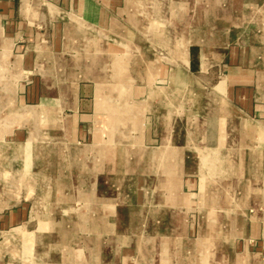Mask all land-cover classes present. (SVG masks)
Listing matches in <instances>:
<instances>
[{
	"label": "rangeland",
	"instance_id": "374dc122",
	"mask_svg": "<svg viewBox=\"0 0 264 264\" xmlns=\"http://www.w3.org/2000/svg\"><path fill=\"white\" fill-rule=\"evenodd\" d=\"M85 7L80 6L84 10ZM103 7L111 10L113 21L121 31L116 36L112 30L100 33L102 39L99 40L106 39L109 46H118V51L124 50L123 45L144 47L158 60V68L164 65L160 69L169 76L174 71L180 72L182 67L179 58L176 62L171 58L166 70L167 55L163 51L166 35L169 39L172 37L178 56L186 64L189 47L205 44L185 40L188 35L194 39L202 36L204 38L200 39L226 50L238 48L239 71H246L251 78V84L244 88L251 90V100L256 93V100L264 103V51L256 50L259 47L254 44L260 37L259 45H264V0H143L134 6L100 5L101 9ZM59 8L44 4L40 12L51 23L75 22L78 18L79 30L87 35V19L77 17L76 12L68 15L69 11ZM37 55L32 51L16 70L10 63L2 64L0 51V91L5 88V81L16 78L18 90L24 87L27 94L28 89L36 90L35 82L40 77L53 75L50 64L40 61ZM245 63L251 69L244 67ZM207 67L205 65V70ZM228 67L229 63L222 65L220 72H214L209 79L227 82L231 73ZM151 70L159 71L157 68ZM82 72L86 70L79 69L80 75ZM152 80L151 84L134 82L131 93H141L144 97L157 90L167 92L170 87L168 80L161 76L153 75ZM80 88L83 93L88 89L87 94L91 96L94 85L83 83ZM172 90L171 87L169 91ZM178 91L187 93L189 89L176 85L175 92ZM192 91L203 95L199 116L215 120L218 107L220 111L219 100L213 98L209 88L204 90L195 84ZM183 102L185 100L180 99L178 104ZM15 104V110L24 109L25 113L22 122H18L20 117H14L15 131L8 136L3 134L1 140L5 156H0V264H264V229H253L248 223L251 220L255 225L264 224L263 159L257 161L255 155L254 165L249 168L245 162L232 163L233 158H242L233 155L225 158L228 163L220 165V170L218 166L203 164L205 173L201 175V188L196 191L202 197H195L193 203L188 196L183 198L187 185L186 179L185 182L181 180L178 190L181 197L178 198L183 200L178 204V212L174 213L180 218L176 224L171 219L175 216L166 213V201L170 196L158 199L156 191L152 190L155 183L165 182L161 180L165 164L143 167V175L140 180L133 181L131 187L117 179L121 177L117 172L118 158L105 167L95 164L94 173L89 166L88 173H81L79 167V171L74 169L64 174L54 165V154L49 151L59 143L70 145L69 137L58 136L60 140H56L49 134L44 143L46 165L41 166L38 160L43 158H38V151L35 153L28 139V130L21 127L24 120L31 118L27 117L28 109L38 102L25 99L23 106ZM166 112L165 104L156 98L142 117V132L151 131V148L159 145L157 132L161 130V118ZM0 113L2 120L4 116ZM99 119L101 117L96 121ZM259 132L260 128L256 133ZM132 135L139 140L142 134ZM95 140L101 143L102 134H96ZM227 141V136L223 135L222 148ZM99 157L101 159V155ZM98 159L96 157L95 161ZM156 176L157 180H152ZM18 209L23 210L24 219L14 224L6 223V213ZM187 221L193 227L186 228ZM178 224L180 227L175 226Z\"/></svg>",
	"mask_w": 264,
	"mask_h": 264
},
{
	"label": "crops",
	"instance_id": "0c3cea01",
	"mask_svg": "<svg viewBox=\"0 0 264 264\" xmlns=\"http://www.w3.org/2000/svg\"><path fill=\"white\" fill-rule=\"evenodd\" d=\"M141 3L138 0H0L2 64L10 63L18 70L20 62L35 51L38 54L37 58L40 61H47L54 70L53 75L46 74L40 77L35 82L36 90L28 89L27 94L24 87L18 90V79L5 81V88H1L0 91V112L4 116L0 120V156H5L3 152L5 146L1 141L3 134L6 133L8 136L15 131L14 117L21 118L18 122H22L24 118V109L15 110V103L23 106L25 99L36 100L38 104L28 109L27 117L31 118L24 120L21 127L28 130V139L33 143L35 153L38 151V158H43L42 161L38 160L40 165H46L44 157L47 150L44 143L49 134L54 135L56 140H60L58 136L69 137L70 145L59 143L49 151L54 154V165L64 174L74 169L79 171V167L81 173H88L89 166L91 173H94L95 164H102L105 167L110 165L114 158H118L120 167L117 172L121 177L118 176L117 179L131 187L133 181L140 180L145 171L143 167L148 165L158 167L165 164L166 169L161 173L164 179L161 180H165L166 183L164 181L155 183L152 190L156 191L155 197L158 199H162L164 195L167 198L170 196L166 201L168 207L166 213L175 216L174 213L178 212L176 209H179L178 204L183 200L178 198L181 197L178 192L181 180L186 179L187 185V189L183 188L186 192L182 195L183 198L188 196L193 203V200L200 196L196 191L201 188L203 164L215 166L214 168L218 166L217 169L220 170V165L228 163L226 159L230 155L241 156V159L233 158L232 163L245 162L247 168L254 165L255 155L257 161L262 159L264 161V103L256 100V93L251 100V90L244 88L246 84H251V78L246 71L240 73L238 67L240 64L236 56L238 48L229 47L226 50L223 46L200 39L202 36L194 39L188 35L185 40L193 39L205 44H192L189 47L186 64L178 56L177 45L173 44L172 37L169 39L167 38L169 35H166L163 45V51L167 55L165 68L167 70L171 58L175 62L176 58H179L182 67L180 72L184 74L181 75L180 72L176 74L174 71L169 76V73H164V70L160 69L164 65L158 68V60L153 59L150 51L144 47L123 45L124 50L118 51V46H109L105 42L106 39L102 42L99 40L102 39L103 32L108 33L112 30L111 33L116 36L121 31L113 21L111 10L104 7L101 9L100 5L134 6ZM44 4L56 9L61 7L70 12L68 15L76 12L77 17L87 19L90 24L87 25V35L79 30L78 18L75 22L47 21L48 18L46 19L40 12ZM83 5L87 6L85 10L80 8ZM81 10L84 12L81 13ZM259 40L260 37L254 40L256 47H259L255 49L263 52L264 45H259ZM228 63L231 70L229 82L209 79L210 75L214 72L216 74V71L220 72L221 66ZM245 64L247 66L244 67L251 69L247 63ZM205 65L208 66L206 70ZM156 68L159 69L156 73L151 70ZM79 69L86 72L80 75ZM153 75L168 80L167 84L170 87L167 88V92L157 90L144 97L141 93L135 95L131 93L134 82L151 84ZM83 83L94 85L91 96L87 94L88 89L87 93L81 91L80 85ZM195 84L204 90L209 88L213 98L219 100L220 111L218 107L215 120L199 116L203 95L202 92L192 91ZM176 85L187 87L189 92L178 91L176 94ZM171 87L173 90L169 91ZM156 98L165 104L167 112L162 116L161 130L157 132L159 145L151 148V131L142 132V117L150 110V103ZM180 99L185 100V103L179 105ZM224 102L227 105H224ZM178 109L180 110L177 111ZM258 128L259 134L256 133ZM98 133L102 134L101 143L95 140ZM134 133L142 134L138 135L140 141L137 140V136L132 135ZM223 135L227 136L228 141L222 148ZM153 138L155 139V135ZM33 141L38 144H34ZM99 155L101 159L100 157L98 159ZM211 158L214 160H208ZM102 169L104 170L103 167ZM155 174L158 175L159 172L155 170ZM152 180H157V176ZM201 197L202 194L198 198ZM22 211V209L9 211L2 219L11 224L20 222L24 219ZM171 219L176 224L180 222L179 216ZM248 223L253 229L255 227L264 229L262 222L255 225V221L249 220ZM175 226L180 227L179 224ZM186 226L193 227L188 221ZM262 240L264 241V238Z\"/></svg>",
	"mask_w": 264,
	"mask_h": 264
},
{
	"label": "bare ground",
	"instance_id": "6f19581e",
	"mask_svg": "<svg viewBox=\"0 0 264 264\" xmlns=\"http://www.w3.org/2000/svg\"><path fill=\"white\" fill-rule=\"evenodd\" d=\"M156 2V1H155ZM154 12H155V10H154ZM152 24V23H151ZM148 28H151L150 26L148 27ZM184 41V40H183ZM193 43V42H192ZM197 43V42H196ZM262 43V42H261ZM182 44V43H181ZM199 44V43H198ZM187 46V45H186ZM183 47V46H182ZM182 47H180V48H182ZM184 48V47H183ZM187 50V49H186ZM128 59V58H127ZM208 64V63H207ZM118 66V65H117ZM120 66V65H119ZM128 66V65H127ZM206 67H207V65H206ZM124 68V67H123ZM126 68V67H125ZM120 71H121V69H120ZM176 93V92H175ZM177 94V93H176ZM179 94V93H178ZM180 95V94H179ZM169 96V95H168ZM178 96V95H177ZM180 97V96H179ZM264 97V96H263ZM183 100V99H182ZM142 105H144V104H142ZM133 117H135V116H133ZM138 120V119H137ZM224 139V138H223ZM223 143H224V141H223ZM226 143V142H225ZM135 145V144H134ZM119 149V148H118ZM201 149V148H200ZM122 157V156H121ZM214 185V184H213ZM204 238V237H203ZM7 240V239H6ZM8 241V240H7ZM5 243H7V242H5ZM203 243V242H202ZM186 251V250H185ZM203 263V262H202ZM240 264V263H239Z\"/></svg>",
	"mask_w": 264,
	"mask_h": 264
}]
</instances>
